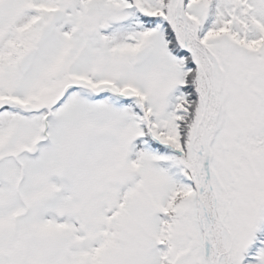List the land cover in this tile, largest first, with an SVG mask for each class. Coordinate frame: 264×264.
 <instances>
[{
    "label": "rangeland",
    "instance_id": "1",
    "mask_svg": "<svg viewBox=\"0 0 264 264\" xmlns=\"http://www.w3.org/2000/svg\"><path fill=\"white\" fill-rule=\"evenodd\" d=\"M181 1L0 0V264H264V44L201 41L213 1ZM222 4L261 33L264 0Z\"/></svg>",
    "mask_w": 264,
    "mask_h": 264
},
{
    "label": "trees",
    "instance_id": "2",
    "mask_svg": "<svg viewBox=\"0 0 264 264\" xmlns=\"http://www.w3.org/2000/svg\"><path fill=\"white\" fill-rule=\"evenodd\" d=\"M47 5H55L54 3L56 2V0H45ZM212 4H211V8H210V13H211V18L208 22H204L203 26H202V33L200 35L201 41L205 42L208 40H212L211 38H213L216 35H220L221 33H225L224 29H222L223 27H226L230 24V22H232L233 24H231L232 27L237 26V30L235 31L233 29V33L235 34L232 35L234 36L235 42H239V43H249L253 46V48L255 49H259L263 44H264V21L262 20H258L257 24L259 25L260 29H261V33L259 34H255L254 32H242L243 27L245 24L244 23V19H242L240 17V10L237 9L236 13L234 15H232L231 13H228L226 11V8L223 7L222 4V0H212ZM156 10V9H155ZM159 10V9H157ZM35 15V14H34ZM32 15V16H34ZM239 16V17H238ZM170 19H167L165 22L161 21V23L159 24V21L157 18H150V19H143V23L145 24V29L149 28L150 32L157 30L158 28H161L163 30V32H166L169 34H172L173 28H174V19L173 17H169ZM225 23L223 25L220 26V23ZM238 24H240V26L238 27ZM227 24V25H226ZM201 27V26H200ZM198 29V27H196ZM246 32V33H245ZM252 37L253 39L249 38ZM248 45V44H247ZM181 53H179V57L180 56H184L185 52L180 51ZM194 64L189 63V65H187L186 67V71L187 72H191V70L194 69ZM185 92V89L181 88L180 90H178L177 93H175V96H177L178 98H183V96H185L183 93ZM194 93V92H193ZM185 101V102H184ZM181 105L185 106V103L187 102V98L185 100V98L181 101ZM186 116L184 113H180L179 115H176L178 118L182 117L183 120H185L183 117ZM149 144L152 146V149L154 151H156L157 156H159L161 159L167 161V163H164L163 168L170 173V175L175 179V182L177 183V189L179 190L178 193H180L178 195V197L180 198V196H182V192H185L186 190H188L187 188L193 189V181H191V179L188 177V168H186L185 166H183V162L180 165V163H178V159H182L183 160V154L177 150H170V149H164L162 146L157 145V143L155 144L153 141H149ZM157 149H159L160 151L158 152ZM173 149V148H172ZM182 154V155H181ZM175 160V161H174ZM180 160V161H182ZM177 161V162H176ZM186 162V161H185ZM187 187V188H186ZM221 191V197L224 194L225 191ZM178 201V200H177ZM174 202H176L174 200ZM173 211H170V217L169 219L172 218V216H175L174 213L172 214ZM168 214V213H167ZM169 223V222H168ZM163 225L165 227L166 222H163ZM185 240H189V242L192 240L191 235L187 234ZM195 240V239H193ZM162 243L164 244V241H162ZM261 245V243L257 244V246L255 247V249L258 248V246ZM167 252V249L164 248ZM189 251V246H188V241L186 242V244L184 243L182 246V251L181 253H187ZM180 253V254H181ZM258 256V255H256ZM248 262H250L251 264H256L255 260L252 258L248 259ZM161 264H167V262H165V260H163L161 262ZM249 264V263H248Z\"/></svg>",
    "mask_w": 264,
    "mask_h": 264
},
{
    "label": "water",
    "instance_id": "3",
    "mask_svg": "<svg viewBox=\"0 0 264 264\" xmlns=\"http://www.w3.org/2000/svg\"><path fill=\"white\" fill-rule=\"evenodd\" d=\"M184 4V0L181 1V6H183ZM62 13L59 14V16H57L56 18L53 19V21L48 25V27L44 30L43 34L40 36V40H39V43H43V41L48 38L49 34L52 32V29H53V25L55 23H57L61 17H62ZM186 30V29H185ZM86 35L88 36H92V31L90 30H86L85 32ZM184 45L182 47V52H185L187 54V56H190L191 59H192V62L193 63H198V67L199 69H201V65H200V62L198 60V57L197 55H194L193 52L190 51V48H189V43L187 41V31H186V34H185V39H184ZM35 53V50L33 52H30L26 58L24 59V63H23V71L24 73H28L30 70V64H31V61H32V58H33V55ZM142 56H145L146 55V51H143L142 53ZM133 181L136 179L137 177V173L134 174L133 176ZM202 204V203H201ZM205 235H206V241H205V245L209 242V235H208V231L205 232ZM205 256L208 257V248L206 247V251H205ZM209 264L211 263L210 260H208Z\"/></svg>",
    "mask_w": 264,
    "mask_h": 264
}]
</instances>
